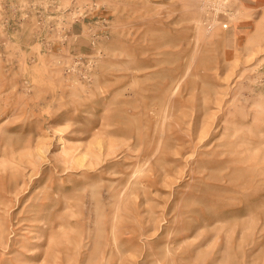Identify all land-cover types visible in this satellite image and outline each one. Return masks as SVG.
Instances as JSON below:
<instances>
[{
	"label": "rangeland",
	"instance_id": "rangeland-1",
	"mask_svg": "<svg viewBox=\"0 0 264 264\" xmlns=\"http://www.w3.org/2000/svg\"><path fill=\"white\" fill-rule=\"evenodd\" d=\"M0 264H264V0H0Z\"/></svg>",
	"mask_w": 264,
	"mask_h": 264
}]
</instances>
